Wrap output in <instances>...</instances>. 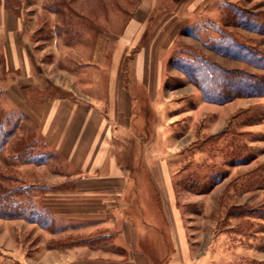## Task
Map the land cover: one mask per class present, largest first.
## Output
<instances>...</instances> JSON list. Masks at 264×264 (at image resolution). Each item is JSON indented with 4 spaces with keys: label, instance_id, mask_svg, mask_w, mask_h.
Here are the masks:
<instances>
[{
    "label": "crops",
    "instance_id": "crops-1",
    "mask_svg": "<svg viewBox=\"0 0 264 264\" xmlns=\"http://www.w3.org/2000/svg\"><path fill=\"white\" fill-rule=\"evenodd\" d=\"M6 1L0 0L1 101L23 115L52 157L20 164L23 173L34 175H21L22 186L33 191L18 196L21 215L0 216V264H222L223 255L211 257V248L191 241L172 168L151 156L158 148L146 145L150 156L137 165L136 149L124 145L135 132L123 63L129 62L141 90L154 96L174 41L208 2L138 0L114 36L111 61L102 50L88 67L101 80L92 78V94H80L38 69L23 19ZM154 188L161 217L152 206Z\"/></svg>",
    "mask_w": 264,
    "mask_h": 264
},
{
    "label": "rangeland",
    "instance_id": "rangeland-1",
    "mask_svg": "<svg viewBox=\"0 0 264 264\" xmlns=\"http://www.w3.org/2000/svg\"><path fill=\"white\" fill-rule=\"evenodd\" d=\"M7 2L23 19L38 69L80 94H92L95 88L89 82L95 85L91 79L101 80V75L88 67L95 66L102 50L106 63L111 61L114 36L138 0ZM206 2L174 41L154 96L141 90L129 62L123 63L126 87L134 98L135 132L124 145L136 149L137 165L149 158L145 146L151 144L158 148L151 155L156 162L171 166L177 206L189 215L185 220L191 241L211 248V257L223 255L222 264H264V94L209 101L174 62L202 55L224 70L245 72L264 84V0ZM226 37L231 40L230 54L221 44ZM3 70L0 63V78ZM1 95L0 87V124L9 138L0 149V183L2 190H10L24 184L21 175L31 176L20 169L28 155L16 154L22 145L31 144L28 152L45 161L52 155L34 139L23 115L5 106ZM157 193L154 188L152 206L161 217ZM157 222L169 232L163 219ZM143 247L151 258L157 257L148 245Z\"/></svg>",
    "mask_w": 264,
    "mask_h": 264
},
{
    "label": "trees",
    "instance_id": "trees-1",
    "mask_svg": "<svg viewBox=\"0 0 264 264\" xmlns=\"http://www.w3.org/2000/svg\"><path fill=\"white\" fill-rule=\"evenodd\" d=\"M6 5L14 9L7 1ZM221 44L225 47V52L230 54L228 50L232 45L229 37H226ZM174 62L184 73L194 79L204 97L209 101L224 102L240 94L244 96L264 94V84L261 79L248 76L242 71L224 70L205 60V57L202 55H190L188 59L179 58ZM225 89L230 93H226ZM8 135L9 133L2 129V124H0V149L8 140ZM30 145H22L20 151L16 153L18 155L21 153L28 154L22 162H45L43 158L28 152L27 149ZM30 189H32V186H18L10 190H2V184L0 183V216L21 215L22 203L21 198H18V196L20 197L23 193H27Z\"/></svg>",
    "mask_w": 264,
    "mask_h": 264
}]
</instances>
